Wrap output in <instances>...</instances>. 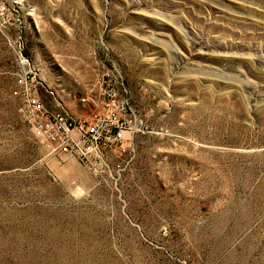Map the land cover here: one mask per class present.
Returning a JSON list of instances; mask_svg holds the SVG:
<instances>
[{
    "label": "rangeland",
    "instance_id": "rangeland-1",
    "mask_svg": "<svg viewBox=\"0 0 264 264\" xmlns=\"http://www.w3.org/2000/svg\"><path fill=\"white\" fill-rule=\"evenodd\" d=\"M20 81L76 119L121 82L148 132L93 173ZM0 264H264V0H0Z\"/></svg>",
    "mask_w": 264,
    "mask_h": 264
},
{
    "label": "built area",
    "instance_id": "built-area-1",
    "mask_svg": "<svg viewBox=\"0 0 264 264\" xmlns=\"http://www.w3.org/2000/svg\"><path fill=\"white\" fill-rule=\"evenodd\" d=\"M33 89L32 81H20L14 96L36 137L52 154L72 156L93 173L104 169L109 154L118 151L127 137L148 132L144 119L120 102L119 91L126 93L121 82L100 81L93 85L88 97L80 100L82 104L89 101L93 112L80 119L49 112L33 96ZM115 167L119 169V164Z\"/></svg>",
    "mask_w": 264,
    "mask_h": 264
}]
</instances>
